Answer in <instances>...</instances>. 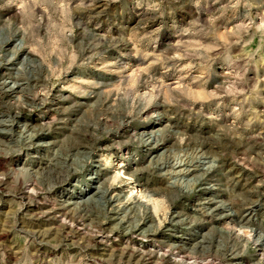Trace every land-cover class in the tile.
I'll list each match as a JSON object with an SVG mask.
<instances>
[{
    "label": "rangeland",
    "instance_id": "1",
    "mask_svg": "<svg viewBox=\"0 0 264 264\" xmlns=\"http://www.w3.org/2000/svg\"><path fill=\"white\" fill-rule=\"evenodd\" d=\"M0 264H264V0H0Z\"/></svg>",
    "mask_w": 264,
    "mask_h": 264
},
{
    "label": "bare ground",
    "instance_id": "2",
    "mask_svg": "<svg viewBox=\"0 0 264 264\" xmlns=\"http://www.w3.org/2000/svg\"><path fill=\"white\" fill-rule=\"evenodd\" d=\"M32 188V187H31ZM32 191H33V188H32ZM240 231V230H239Z\"/></svg>",
    "mask_w": 264,
    "mask_h": 264
}]
</instances>
